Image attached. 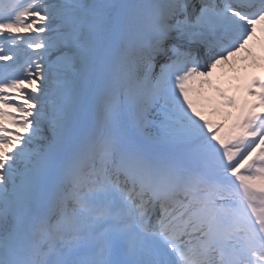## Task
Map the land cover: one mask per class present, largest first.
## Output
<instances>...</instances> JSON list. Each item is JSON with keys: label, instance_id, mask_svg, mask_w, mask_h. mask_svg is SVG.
Masks as SVG:
<instances>
[{"label": "snow or ice", "instance_id": "1", "mask_svg": "<svg viewBox=\"0 0 264 264\" xmlns=\"http://www.w3.org/2000/svg\"><path fill=\"white\" fill-rule=\"evenodd\" d=\"M0 264H264V0H0Z\"/></svg>", "mask_w": 264, "mask_h": 264}, {"label": "bare ground", "instance_id": "2", "mask_svg": "<svg viewBox=\"0 0 264 264\" xmlns=\"http://www.w3.org/2000/svg\"><path fill=\"white\" fill-rule=\"evenodd\" d=\"M233 81H234V80H233ZM233 81H232V82H233ZM235 83H237V81H236ZM235 83H234V84H235Z\"/></svg>", "mask_w": 264, "mask_h": 264}, {"label": "rangeland", "instance_id": "3", "mask_svg": "<svg viewBox=\"0 0 264 264\" xmlns=\"http://www.w3.org/2000/svg\"><path fill=\"white\" fill-rule=\"evenodd\" d=\"M231 75V74H230Z\"/></svg>", "mask_w": 264, "mask_h": 264}]
</instances>
